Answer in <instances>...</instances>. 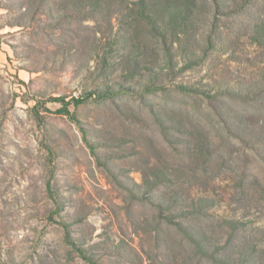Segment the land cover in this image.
Wrapping results in <instances>:
<instances>
[{"label": "rangeland", "instance_id": "rangeland-1", "mask_svg": "<svg viewBox=\"0 0 264 264\" xmlns=\"http://www.w3.org/2000/svg\"><path fill=\"white\" fill-rule=\"evenodd\" d=\"M135 1L0 0V264H224L168 214L228 264H264L250 18L218 0L213 48L201 31L170 64Z\"/></svg>", "mask_w": 264, "mask_h": 264}, {"label": "trees", "instance_id": "trees-1", "mask_svg": "<svg viewBox=\"0 0 264 264\" xmlns=\"http://www.w3.org/2000/svg\"><path fill=\"white\" fill-rule=\"evenodd\" d=\"M158 2L161 4L157 5ZM133 5L138 20L148 27L150 36L160 44V48L170 64H173L172 51L175 50L174 45L179 44L182 40L190 41L191 38L197 44V35L201 31H204L202 35L205 42L204 52L213 48L212 36L218 28L216 15L220 10L218 0H137L133 2ZM226 6L228 8L227 13H242L250 18V24L245 25L248 28L247 31L249 30L247 36L253 44L264 49V0H227ZM85 8L83 10L86 14L93 13L91 9L85 10ZM115 91L111 87L105 86L99 94L112 96ZM262 91H264V87L260 89L258 94ZM99 94L97 95L99 96ZM161 178H164V175L156 174V181L153 180V183ZM152 188L153 185L149 184L148 189ZM156 205L159 210H162L160 209L161 203H156ZM164 218L170 224H175L181 229L183 236L192 244L200 258H210L213 262L228 264L226 258L220 259L209 254L201 241L194 237L189 225L173 221L171 214Z\"/></svg>", "mask_w": 264, "mask_h": 264}]
</instances>
